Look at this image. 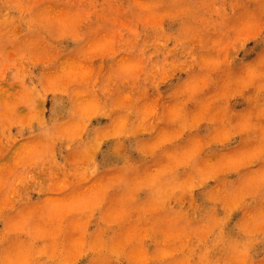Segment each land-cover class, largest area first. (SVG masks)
<instances>
[{
  "label": "rangeland",
  "instance_id": "1",
  "mask_svg": "<svg viewBox=\"0 0 264 264\" xmlns=\"http://www.w3.org/2000/svg\"><path fill=\"white\" fill-rule=\"evenodd\" d=\"M0 264H264V0H0Z\"/></svg>",
  "mask_w": 264,
  "mask_h": 264
}]
</instances>
